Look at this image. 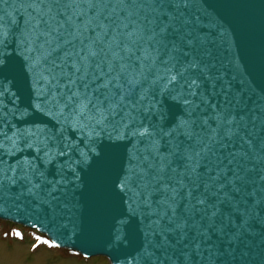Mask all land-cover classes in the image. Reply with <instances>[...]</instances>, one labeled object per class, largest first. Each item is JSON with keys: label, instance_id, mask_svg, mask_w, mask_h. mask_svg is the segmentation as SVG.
I'll return each instance as SVG.
<instances>
[{"label": "snow or ice", "instance_id": "6c2138e0", "mask_svg": "<svg viewBox=\"0 0 264 264\" xmlns=\"http://www.w3.org/2000/svg\"><path fill=\"white\" fill-rule=\"evenodd\" d=\"M205 5L0 0V215L71 222L88 191L85 238L134 264H264V86Z\"/></svg>", "mask_w": 264, "mask_h": 264}, {"label": "water", "instance_id": "95a60500", "mask_svg": "<svg viewBox=\"0 0 264 264\" xmlns=\"http://www.w3.org/2000/svg\"><path fill=\"white\" fill-rule=\"evenodd\" d=\"M205 6L214 7L218 0H204ZM230 9L217 8V12L222 16L226 23L233 26L234 32L231 35L233 43L238 45L241 61L250 73V78L257 87L264 86V75L257 68L252 66V57L259 56L261 47L264 46V0H230ZM212 11V9H209ZM4 86L15 91L12 88L11 80L4 81ZM103 143H107V138H102ZM127 144V141H122ZM131 145H128V149ZM125 164L127 163V153L124 155ZM82 181L88 179V174L80 173ZM114 178V177H113ZM85 205L83 215L72 218L71 222L67 217H56L55 219L44 212L33 210L31 207L4 205L3 215L0 220L9 222L24 228L33 230L48 240L57 239L61 246L57 247L68 251H74L81 257L87 259L90 257H103L108 264H134L133 256L135 255L134 246H125L124 249L114 247L113 244L107 243L104 235L92 233L86 239L84 231L89 230L91 225L94 209L89 197L88 191H85L82 199ZM113 221L109 220L106 227H112ZM119 227V221L115 222ZM115 231V229H113ZM75 233V234H74ZM68 244V247L64 245ZM74 245V249L72 247ZM85 252L88 255H85ZM119 257V259H114Z\"/></svg>", "mask_w": 264, "mask_h": 264}, {"label": "rangeland", "instance_id": "374dc122", "mask_svg": "<svg viewBox=\"0 0 264 264\" xmlns=\"http://www.w3.org/2000/svg\"><path fill=\"white\" fill-rule=\"evenodd\" d=\"M36 236L46 239L29 229L0 221V264H108L102 257L83 259L73 252L50 247L38 242ZM33 244L37 246L33 248Z\"/></svg>", "mask_w": 264, "mask_h": 264}]
</instances>
